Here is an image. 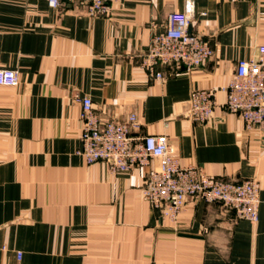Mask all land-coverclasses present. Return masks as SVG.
<instances>
[{
	"label": "crops",
	"instance_id": "crops-1",
	"mask_svg": "<svg viewBox=\"0 0 264 264\" xmlns=\"http://www.w3.org/2000/svg\"><path fill=\"white\" fill-rule=\"evenodd\" d=\"M186 0H122L108 15L48 0H0V264H264V131L218 105L206 124L186 107L195 89L226 85L238 60L264 44V0H195L192 31L215 55L193 71L141 66L151 22L165 23ZM102 119L138 114L140 133H166L182 165L214 177L260 181L259 219H236L222 203L189 199L176 219L141 194L150 165L111 172L89 164L81 104ZM18 252L21 256L18 257Z\"/></svg>",
	"mask_w": 264,
	"mask_h": 264
},
{
	"label": "built area",
	"instance_id": "built-area-1",
	"mask_svg": "<svg viewBox=\"0 0 264 264\" xmlns=\"http://www.w3.org/2000/svg\"><path fill=\"white\" fill-rule=\"evenodd\" d=\"M122 0H48L57 8L65 2L80 5L91 15H108ZM195 0H186L180 11L171 12L165 23L151 22L152 36L141 56V66L154 79L165 80L162 70L193 71L215 55L211 42L202 34L190 32L198 15ZM19 83V71L0 69V84ZM218 90L226 93V109L243 118L247 128L264 131V44L250 58L238 60L226 85L200 88L191 92L186 113L201 124L210 121L218 105ZM81 104V140L77 150L87 163L105 162L110 171L125 172L150 165L141 194L152 206L173 219L183 211L189 199L222 203L232 209L236 219L256 223L259 219L260 181L249 177L238 181L217 178L198 165H182L166 133L142 134L138 114L131 112L122 120L102 119L89 95L76 93ZM21 252H18V257Z\"/></svg>",
	"mask_w": 264,
	"mask_h": 264
},
{
	"label": "water",
	"instance_id": "water-1",
	"mask_svg": "<svg viewBox=\"0 0 264 264\" xmlns=\"http://www.w3.org/2000/svg\"><path fill=\"white\" fill-rule=\"evenodd\" d=\"M189 31L192 32V25L189 26Z\"/></svg>",
	"mask_w": 264,
	"mask_h": 264
}]
</instances>
